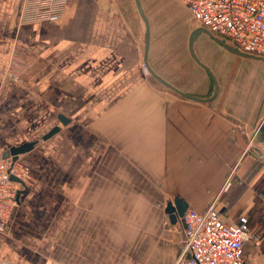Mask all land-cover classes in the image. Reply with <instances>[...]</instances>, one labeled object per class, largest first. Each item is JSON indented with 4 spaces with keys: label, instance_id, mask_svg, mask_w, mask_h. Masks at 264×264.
Listing matches in <instances>:
<instances>
[{
    "label": "crops",
    "instance_id": "0c3cea01",
    "mask_svg": "<svg viewBox=\"0 0 264 264\" xmlns=\"http://www.w3.org/2000/svg\"><path fill=\"white\" fill-rule=\"evenodd\" d=\"M131 1L129 28L116 0H67L59 21L31 25L19 23L22 0H0V150L34 143L17 159L34 182L19 187L0 233V264H130L124 203L115 198L113 213V191L144 188L152 190L149 203L162 206L166 229L151 226V233L173 248L167 264L183 249V220L172 223L165 213L175 197L199 213L214 205L227 223L247 216L244 262L264 264V166L241 165L254 141L264 150L256 135L264 121V63L201 35L194 47L216 48L209 64L194 49L217 81L216 97L198 103L167 94L146 79L145 26ZM139 1L150 32L147 63L165 80L151 59L153 32L186 25L183 0ZM201 70L199 92L165 81L207 99L213 84ZM260 132L264 139V127ZM229 172L235 177L224 189Z\"/></svg>",
    "mask_w": 264,
    "mask_h": 264
},
{
    "label": "built area",
    "instance_id": "2783aa9c",
    "mask_svg": "<svg viewBox=\"0 0 264 264\" xmlns=\"http://www.w3.org/2000/svg\"><path fill=\"white\" fill-rule=\"evenodd\" d=\"M197 28H202L239 52L264 58V0H183ZM67 0H22L19 23L59 21ZM144 67V65H142ZM0 150V233L16 205L20 186H30L29 170L5 158ZM20 180L22 183L14 182ZM230 186V178L224 189ZM183 249L175 264H245L243 249L250 238L247 216L227 223L216 206L199 213L187 209L183 217Z\"/></svg>",
    "mask_w": 264,
    "mask_h": 264
},
{
    "label": "rangeland",
    "instance_id": "374dc122",
    "mask_svg": "<svg viewBox=\"0 0 264 264\" xmlns=\"http://www.w3.org/2000/svg\"><path fill=\"white\" fill-rule=\"evenodd\" d=\"M116 1H120V5L124 6L128 15L130 11L134 13V6L131 0ZM162 4H165V2H162ZM184 6L183 1H181L180 7L178 8L184 13V21L186 25L176 23L175 26L172 24L168 28L154 30L151 59L153 60L154 69L157 73L161 74L166 81L173 83L182 89L199 92L202 84L201 78L204 77V73L195 65L187 51L188 31L193 29L195 24L189 11L187 8L185 9L186 6ZM123 10L124 9H122V11ZM122 16L126 21V26L130 28L134 23V20L130 15L129 17L131 20H129L124 13H122ZM160 16L165 19L163 13ZM178 20L180 21V19ZM134 31L140 38L142 27L139 23ZM194 49L196 52L202 51L206 54L207 57L201 54L200 57H203L208 64L210 63L209 57H211V54H216V48L212 45H207L206 43L197 44ZM219 52L221 51L219 50ZM239 68L243 71L247 67L240 64ZM146 79L151 85L160 88L163 92L170 95L172 94L168 89L155 81L148 73H146ZM209 89L212 90L211 85ZM254 144L255 141L252 144L253 146L250 147L244 156L241 165L248 164L252 167L251 170L255 171L257 167L264 166V150L262 151L259 148H255ZM117 165L120 166V164ZM234 167L235 166H232L231 170L234 169ZM229 173L230 174L226 176V181L230 178L231 184L235 174H233V172ZM250 175H253V173ZM151 191L152 190L148 188L119 190V193L115 189L113 191V213H116L115 203L117 199L115 198L122 195L120 200L124 203L122 204L123 212L121 214L124 217V220L127 219L126 221H123V228L125 232H129V251L127 254L130 264H167L170 262V253L172 256L173 248L171 250L169 246L170 244L165 241L166 239L163 237L160 238L158 235L151 233V226L163 227L164 229H166L167 226L166 223L163 222L162 215H160L162 206L159 204L158 206H155L149 203L151 200ZM173 232L178 234L181 241L180 234L176 231ZM133 233L137 236H132L131 234ZM180 247L181 244H178L176 254L179 253V250L181 249Z\"/></svg>",
    "mask_w": 264,
    "mask_h": 264
},
{
    "label": "water",
    "instance_id": "95a60500",
    "mask_svg": "<svg viewBox=\"0 0 264 264\" xmlns=\"http://www.w3.org/2000/svg\"><path fill=\"white\" fill-rule=\"evenodd\" d=\"M135 2V6L137 8L138 14L140 15L144 26H145V42H144V62L143 65L147 71V73L154 79L156 80L160 85H162L164 88L172 91L173 93H175L176 95L180 96L181 98H184L186 100L189 101H193V102H198V103H207L212 101L217 93H218V84L216 79L214 78L213 74L211 73V71L204 65L202 64L199 59L197 58L195 52H194V44L196 42V40L201 36V35H205L207 36L209 39H211L213 42H215L216 44H218L220 47H222L224 50H226L227 52L234 54V55H238V56H243V57H247V58H252V59H257L260 60L264 63V58H259V57H255L252 55H248L242 52H239L237 49L229 46L228 44H226L223 40H219L217 38H215L214 36H212L209 32H207L206 30L202 29V28H195L189 35L188 38V44H187V48H188V53L190 58L192 59V61L199 66L201 69H203L206 74H208V76L210 77L212 84H213V93L212 95L207 98V99H199L196 97H193L191 95H188L186 93H183L181 91H179L178 89L174 88L171 84H169L168 82H166L165 80H163L160 76H158L149 66L147 63V57H148V49H149V41H150V32H149V26H148V21L142 11L141 5H140V1L139 0H134ZM58 120L62 125H66L68 124V121L64 118V116L59 115L58 116ZM261 127H264V121H262L260 123V126L257 130V141L264 144V139L262 138L260 129ZM59 131V127H55L52 130H50L45 136L42 137L43 141L48 140L49 138H51L52 136H54L57 132ZM34 147V143H24L20 146H16V147H12L9 148L8 150L4 151L3 156L5 158L8 157H12L13 160H17L18 157L20 155H24L26 153H28L29 151H31ZM12 181L14 182H18V183H22V181L20 180H16V179H12ZM188 209V205L182 200L179 199L178 197H175L173 199L172 202L167 203L166 205V209H165V213L169 216V218L171 219L172 223H175L178 219H181L184 215V213L186 212V210Z\"/></svg>",
    "mask_w": 264,
    "mask_h": 264
},
{
    "label": "trees",
    "instance_id": "16d2710c",
    "mask_svg": "<svg viewBox=\"0 0 264 264\" xmlns=\"http://www.w3.org/2000/svg\"><path fill=\"white\" fill-rule=\"evenodd\" d=\"M156 81V80H155Z\"/></svg>",
    "mask_w": 264,
    "mask_h": 264
}]
</instances>
